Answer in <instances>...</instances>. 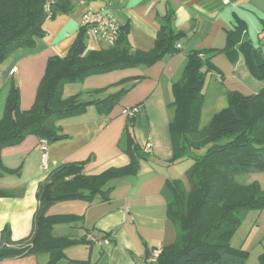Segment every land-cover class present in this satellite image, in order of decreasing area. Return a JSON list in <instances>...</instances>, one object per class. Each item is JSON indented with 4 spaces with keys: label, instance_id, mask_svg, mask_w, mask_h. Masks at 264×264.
<instances>
[{
    "label": "crops",
    "instance_id": "0c3cea01",
    "mask_svg": "<svg viewBox=\"0 0 264 264\" xmlns=\"http://www.w3.org/2000/svg\"><path fill=\"white\" fill-rule=\"evenodd\" d=\"M106 8L111 9L126 33L132 50L151 51L166 16L171 17L174 33L183 36L176 45L179 52L153 65L117 69L66 84L64 98L76 97L92 104L83 113L57 122L64 137L48 143L46 171L41 166L40 139L35 136L1 150L2 166L13 173L0 175V189L14 194L0 198V235L8 228L12 241L30 234L37 208V186L58 164L84 163L86 176L126 167L131 161L127 154L130 139L142 156L134 175L107 183V199L62 202L49 207V216L75 218L70 223L54 225L53 237L85 239L65 249L63 258L55 264H156L148 261L151 250L177 241V227L167 217V184L182 181L187 189L185 174L194 157L187 155L172 161L171 86L180 79L190 52L206 53L213 67L206 77L200 129L227 106L230 92L253 95L264 89V83L247 70L241 53L231 61L224 52L226 34L241 21L245 25L241 40L249 42L264 59V0H228L227 4L220 0H75L71 13L56 14L44 22L42 35L35 39L33 48L15 50L0 63V119L12 85L19 89L21 111L32 107L47 61L67 55L86 10ZM85 45L86 51L107 49L91 37H85ZM117 95L119 98L112 102ZM98 101L101 103L95 104ZM133 107H138L139 112L131 122L123 112ZM146 144L152 146V153H144ZM103 239L109 243H100ZM48 262L49 255L39 253L6 259L0 264Z\"/></svg>",
    "mask_w": 264,
    "mask_h": 264
},
{
    "label": "trees",
    "instance_id": "16d2710c",
    "mask_svg": "<svg viewBox=\"0 0 264 264\" xmlns=\"http://www.w3.org/2000/svg\"><path fill=\"white\" fill-rule=\"evenodd\" d=\"M74 6L75 0H0V63L15 50L33 48L35 39L42 35L44 22L56 14L71 13ZM171 23V17L166 16L149 52L132 50L122 28L115 46L86 51L85 34L79 31L65 57L47 61L29 110L21 111L19 89L12 85L0 119V152L20 144L27 136L48 143L64 137L57 122L83 113L92 104L76 97L64 98L66 84L117 69L150 66L179 52L176 45L183 34L174 33ZM244 31V23L238 21L235 30L226 34L224 52L231 61L241 53L251 76L264 83V59L249 42L241 40ZM206 55L190 52L180 79L171 86L172 161L187 155L194 159L185 174L188 189L182 181L167 184V217L176 225L178 237L173 245L160 250L156 264H247L249 253L231 247L229 241L249 212L264 210V190L258 183L242 186L233 180L237 172H264V89L253 95L230 92L226 108L200 129L206 77L213 68ZM137 151L130 139V164L95 176L83 174L84 163H61L50 170L37 186V208L30 234L12 241L9 229L5 228L0 235V261L46 253L48 264H55L63 258L65 249L84 243V238L52 236L54 225L70 223L75 218L49 216V207L62 202L107 199L109 189L105 187L110 180L137 172L142 157ZM4 173L13 172L3 167L0 159V175ZM13 194L0 189V198ZM258 260V264H264V252Z\"/></svg>",
    "mask_w": 264,
    "mask_h": 264
},
{
    "label": "built area",
    "instance_id": "2783aa9c",
    "mask_svg": "<svg viewBox=\"0 0 264 264\" xmlns=\"http://www.w3.org/2000/svg\"><path fill=\"white\" fill-rule=\"evenodd\" d=\"M223 4H227L228 0H220ZM121 26L113 15L110 8L103 10L88 9L84 12L80 21V31H83L85 37H91L98 40L104 47L111 48L115 46ZM14 71L11 72V74ZM139 112L138 107H133L123 112V115L129 119L135 118ZM39 150L41 152L42 161L41 166L44 171L48 169V142L45 139H40ZM145 154L152 153V146L146 144L143 149ZM100 243L107 245L108 239H103ZM160 248L151 250L149 262H156L160 254Z\"/></svg>",
    "mask_w": 264,
    "mask_h": 264
},
{
    "label": "rangeland",
    "instance_id": "374dc122",
    "mask_svg": "<svg viewBox=\"0 0 264 264\" xmlns=\"http://www.w3.org/2000/svg\"><path fill=\"white\" fill-rule=\"evenodd\" d=\"M203 152L204 149L200 151L201 154ZM233 180L242 186L258 183L264 190V172H237ZM229 244L234 248H243L249 253L247 264H258V257L264 252V210L249 212Z\"/></svg>",
    "mask_w": 264,
    "mask_h": 264
}]
</instances>
